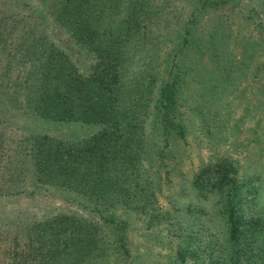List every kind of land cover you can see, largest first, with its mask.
<instances>
[{
    "label": "trees",
    "instance_id": "obj_1",
    "mask_svg": "<svg viewBox=\"0 0 264 264\" xmlns=\"http://www.w3.org/2000/svg\"><path fill=\"white\" fill-rule=\"evenodd\" d=\"M164 1L30 0L28 22L1 12L0 264H200L193 208L170 201L162 212L147 177L156 163L167 176L173 170L163 156L172 132L185 141L182 84H200L198 64H182L190 44L200 56V36L182 27L181 41L165 48L152 32L155 3ZM234 1H186L188 22L196 26L201 8ZM216 23L219 44L209 56L226 66L231 20ZM199 179L189 182L194 191ZM225 179L241 189L228 172ZM138 225L142 253L130 235ZM229 226L225 264H264L263 247H250L255 221L233 217ZM167 242L171 255L154 258V246Z\"/></svg>",
    "mask_w": 264,
    "mask_h": 264
},
{
    "label": "rangeland",
    "instance_id": "obj_2",
    "mask_svg": "<svg viewBox=\"0 0 264 264\" xmlns=\"http://www.w3.org/2000/svg\"><path fill=\"white\" fill-rule=\"evenodd\" d=\"M168 1L155 3L154 7L158 9L155 10L157 17L152 20V32L164 40V47H171L169 41L175 44L181 41L182 27L190 29L193 38L200 36V56L192 53L190 44L182 52L186 59L183 60L181 54L176 59L180 65L182 60V64L186 62L184 66L191 62L198 64L200 84L190 79L182 84L186 99L180 112L188 126L185 141L181 142L172 132L175 141L163 156V164L173 170L167 176L163 165L156 163L151 168V176H147L158 186L159 209L164 212L170 201L193 208V217L197 219L195 226L199 228L195 234L200 237V264H225L228 261V255L223 252L224 249L229 251L226 241L233 217L242 222L255 221V238H252L250 247L256 252L257 245H261L264 253V5L261 0H235L232 6L201 8L200 19L196 26H192L188 22L191 6L186 5L189 0ZM32 6L36 5L30 0H0V14L15 10L28 22L29 15L23 14L30 13ZM226 16L231 20L232 38L226 55L229 61L226 66H220L209 56L208 47L211 44L218 46L220 38L213 28ZM166 23L171 24L164 29ZM33 26L38 30L37 25ZM246 41L250 42L253 55L252 50L247 51ZM166 63L164 61L157 67L159 72ZM136 69L132 72L139 75ZM149 71L158 73L155 64ZM164 76L166 74L161 72L155 77L159 82ZM144 171L149 174V167L143 168ZM224 172H228V179H236L241 189L233 191V182L222 180ZM198 173L200 190L196 188L194 191L189 182ZM236 193L239 196H234ZM58 206L60 204L55 202L54 207ZM137 230L133 229L130 235L131 240L140 246L146 237L140 227ZM169 247L173 246L168 242L154 246L153 257L164 261L171 255ZM140 249L142 253L144 246Z\"/></svg>",
    "mask_w": 264,
    "mask_h": 264
}]
</instances>
